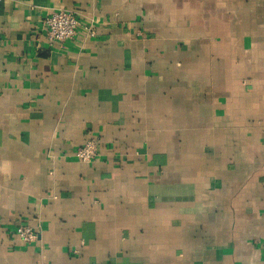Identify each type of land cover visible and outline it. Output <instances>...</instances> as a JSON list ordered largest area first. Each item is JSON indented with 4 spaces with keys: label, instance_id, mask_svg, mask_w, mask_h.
<instances>
[{
    "label": "crops",
    "instance_id": "crops-1",
    "mask_svg": "<svg viewBox=\"0 0 264 264\" xmlns=\"http://www.w3.org/2000/svg\"><path fill=\"white\" fill-rule=\"evenodd\" d=\"M0 264H264V0H0Z\"/></svg>",
    "mask_w": 264,
    "mask_h": 264
},
{
    "label": "built area",
    "instance_id": "built-area-1",
    "mask_svg": "<svg viewBox=\"0 0 264 264\" xmlns=\"http://www.w3.org/2000/svg\"><path fill=\"white\" fill-rule=\"evenodd\" d=\"M46 26V35L49 41L68 42L73 41L82 32L86 38L96 35L93 21H85L76 17L73 12L63 9H51L43 19ZM96 145L92 138H87L75 152L79 162L90 163L94 160ZM14 234L23 244L35 242L38 238L37 230L29 225H19Z\"/></svg>",
    "mask_w": 264,
    "mask_h": 264
}]
</instances>
